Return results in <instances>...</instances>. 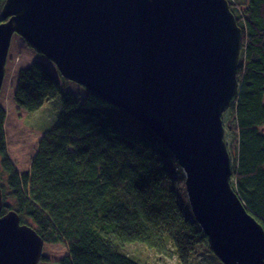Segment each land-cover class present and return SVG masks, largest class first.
Returning <instances> with one entry per match:
<instances>
[{
    "label": "water",
    "instance_id": "water-1",
    "mask_svg": "<svg viewBox=\"0 0 264 264\" xmlns=\"http://www.w3.org/2000/svg\"><path fill=\"white\" fill-rule=\"evenodd\" d=\"M0 88L12 35L67 80L141 122L182 168L208 248L223 264H264V228L230 183L223 113L236 103L243 31L227 0H5ZM1 90V89H0ZM0 264H38L44 242L1 214Z\"/></svg>",
    "mask_w": 264,
    "mask_h": 264
},
{
    "label": "trees",
    "instance_id": "trees-1",
    "mask_svg": "<svg viewBox=\"0 0 264 264\" xmlns=\"http://www.w3.org/2000/svg\"><path fill=\"white\" fill-rule=\"evenodd\" d=\"M227 1L243 31L239 94L227 109L235 153L230 179L264 228V0H244L240 16ZM16 78L21 109L33 112L57 97L61 109L39 137L29 169L19 172L0 108L1 214L15 211L44 247L62 245L58 264H142L123 252L134 243L157 255L172 250L179 264H191L199 246L214 254L190 209L182 168L151 129L87 89L78 99L65 90L68 80L40 61Z\"/></svg>",
    "mask_w": 264,
    "mask_h": 264
},
{
    "label": "rangeland",
    "instance_id": "rangeland-1",
    "mask_svg": "<svg viewBox=\"0 0 264 264\" xmlns=\"http://www.w3.org/2000/svg\"><path fill=\"white\" fill-rule=\"evenodd\" d=\"M237 4L238 12L243 9L242 3L244 0H230ZM238 16H240L238 14ZM4 79L2 87L0 88V108L5 111L7 128V149L11 161L16 165L19 172H24L29 169V160L34 154L36 144L39 137L51 130L56 124L58 113L61 109V100H49L40 107V109L28 112L21 109L15 101V91L17 85V74L20 69H24L32 62L40 61L55 70L53 63L47 60L40 52L31 47L24 39L18 35H12L8 55L6 56ZM65 83V82H64ZM65 90L75 94L78 99L83 100L86 94V89L77 85L76 82L68 80L65 85ZM230 113L226 111L223 113L222 121L224 126V141L230 153L231 163L234 158V151L231 149L233 132L228 128ZM4 179L1 183H4ZM231 187L233 180L230 179ZM234 188V187H233ZM145 246L139 243L125 245L123 252L129 255L138 256L141 258L142 264H179L173 256L172 250L170 255H157L144 248ZM42 255L47 257L38 264H58L57 261L61 259L65 253L62 245L43 246ZM41 255V257H42ZM133 258V259H137ZM139 260V259H137ZM191 264H223L214 254L208 253L203 247L196 249V254L192 258Z\"/></svg>",
    "mask_w": 264,
    "mask_h": 264
}]
</instances>
